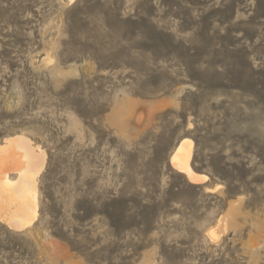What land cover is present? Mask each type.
Here are the masks:
<instances>
[{
    "label": "rangeland",
    "instance_id": "obj_1",
    "mask_svg": "<svg viewBox=\"0 0 264 264\" xmlns=\"http://www.w3.org/2000/svg\"><path fill=\"white\" fill-rule=\"evenodd\" d=\"M16 135L46 162L0 264H264V0H0Z\"/></svg>",
    "mask_w": 264,
    "mask_h": 264
},
{
    "label": "bare ground",
    "instance_id": "obj_2",
    "mask_svg": "<svg viewBox=\"0 0 264 264\" xmlns=\"http://www.w3.org/2000/svg\"><path fill=\"white\" fill-rule=\"evenodd\" d=\"M128 104L123 103L118 113H124ZM193 141L184 139L176 147L170 162L173 168L183 174L191 184L198 185L208 181V176L197 173L192 165ZM46 162V154L24 135L9 137L0 144V214L12 208L6 216L9 225L15 229H26L38 217V177ZM11 173L17 177L12 179ZM214 237L215 234L212 233Z\"/></svg>",
    "mask_w": 264,
    "mask_h": 264
}]
</instances>
